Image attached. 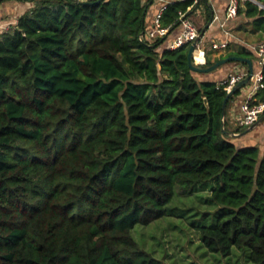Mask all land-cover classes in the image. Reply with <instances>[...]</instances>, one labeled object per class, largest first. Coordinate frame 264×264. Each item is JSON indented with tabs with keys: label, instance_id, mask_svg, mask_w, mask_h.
I'll use <instances>...</instances> for the list:
<instances>
[{
	"label": "trees",
	"instance_id": "obj_1",
	"mask_svg": "<svg viewBox=\"0 0 264 264\" xmlns=\"http://www.w3.org/2000/svg\"><path fill=\"white\" fill-rule=\"evenodd\" d=\"M17 1L33 6L0 34V264H166L134 228L210 181L202 218L215 204L230 211L196 226L203 245L223 256L246 250L264 264V151L227 138L228 91L209 79L231 63L197 73L189 44L170 49L198 10L200 33L208 30V1L169 0L160 18L168 34L143 41L161 0ZM239 18L264 42V8L242 1L230 31ZM229 56L258 69L245 46L204 67ZM255 99L264 102V87Z\"/></svg>",
	"mask_w": 264,
	"mask_h": 264
},
{
	"label": "rangeland",
	"instance_id": "obj_2",
	"mask_svg": "<svg viewBox=\"0 0 264 264\" xmlns=\"http://www.w3.org/2000/svg\"><path fill=\"white\" fill-rule=\"evenodd\" d=\"M221 4H224V0H221ZM190 19L199 30L205 26L203 10H198V12L192 14ZM244 26L245 24L241 27ZM244 32L245 34L241 35L243 43H250L251 45L253 42H261L250 30H245ZM207 48L209 50L211 46H207ZM211 53V51H208V57H211ZM229 65H233V63ZM237 65L240 66L242 64ZM244 88L252 90V83H249ZM242 93L243 91L240 95L234 97L230 104V109L235 105L236 110H240L247 100ZM246 134L250 137L249 132ZM226 136L229 140L240 145L237 142L239 138L232 136L228 132ZM215 186L216 181H210L197 184L186 192L187 195H182L179 191L180 193L167 207L168 214L165 217L149 226L137 225L133 230V234L142 248L166 264H253L249 260L248 251L246 250L234 247L230 256H223L207 251L202 243L201 235L197 231L196 226L212 224L216 211H230L229 207L215 204V210L210 212L211 215L208 218H202L204 213L211 210L208 205H205V202L211 200L210 192Z\"/></svg>",
	"mask_w": 264,
	"mask_h": 264
},
{
	"label": "built area",
	"instance_id": "obj_3",
	"mask_svg": "<svg viewBox=\"0 0 264 264\" xmlns=\"http://www.w3.org/2000/svg\"><path fill=\"white\" fill-rule=\"evenodd\" d=\"M163 5L159 10V13L155 16L152 25L146 29L145 33L141 36L143 41L146 37L150 39L165 37L169 29L164 28L161 25L160 18L162 12L167 8L169 0H161ZM242 1L245 0H228V5L225 11V18L220 19L219 16L215 15L213 23H218L219 28L225 33L227 38L223 41H212L211 49L214 51L226 50L230 45V38L232 37L231 32L228 29V23L235 20L238 16V10L241 6ZM199 2V0H195ZM191 9V8H190ZM11 26L5 28V31L9 30ZM4 31V32H5ZM200 36V30L191 19H183L181 23V31L179 35L171 42L170 49H177L186 44H193ZM251 50L256 54L258 61V69L255 70L250 83H252V95L242 105L241 111V122L240 125L243 128H250L264 115V102H256V92L264 87L263 83V72L264 67V42L252 46ZM208 49L200 41L193 53V62L197 66L204 67L207 64ZM248 74V71L242 70L240 67L235 68L227 80L220 82L221 85H225L227 91L231 90L238 82L244 79Z\"/></svg>",
	"mask_w": 264,
	"mask_h": 264
},
{
	"label": "crops",
	"instance_id": "obj_4",
	"mask_svg": "<svg viewBox=\"0 0 264 264\" xmlns=\"http://www.w3.org/2000/svg\"><path fill=\"white\" fill-rule=\"evenodd\" d=\"M208 3L212 6L214 11V16L217 15L221 20L225 18V11L228 5V0H224V4H221V0H207ZM31 3H25L17 0H5L0 2V34L5 31V28L8 26L15 25L17 23L18 18L23 15L28 9L32 8ZM162 6V3H156L152 5L148 11V27H150L153 23L155 16L159 13V10ZM236 27L234 30H229L231 32L232 37L230 38V45L226 50L223 51H213L211 48L208 51H211L212 59L218 58L221 55H226L230 51L238 50L241 46L247 47L251 50L252 46L258 45L259 43H243L241 35L245 34V30H251V25L249 20L243 21L242 19H237L235 21ZM243 24H245L244 27ZM230 25V23H228ZM179 34V33H178ZM259 38L258 34H254ZM177 36V35H176ZM227 38L225 33L219 28L218 23H213L209 25L208 30L205 32L204 37L202 38V43L206 46H210L212 41H223ZM260 39V38H259ZM247 42V41H246ZM262 43V42H261ZM208 49V48H207ZM253 51V50H252ZM241 68L242 70L248 71V67L238 66L237 64L227 65L221 68L220 70L212 73L209 77L211 80L223 82L227 80L231 72L235 68ZM255 69L257 70V66L255 65ZM242 95L248 99L252 95V91L249 88L242 89ZM235 104V103H234ZM241 116L242 111L241 108L239 111L236 110L235 105L230 109H228L226 115L227 122V132L232 136L239 138L237 142L242 145H257L260 147L262 151H264V121L258 124L256 127L248 131L250 133V137L244 132H237L238 128L241 127ZM246 132V131H245ZM245 137V138H243ZM247 139V140H245Z\"/></svg>",
	"mask_w": 264,
	"mask_h": 264
},
{
	"label": "water",
	"instance_id": "obj_5",
	"mask_svg": "<svg viewBox=\"0 0 264 264\" xmlns=\"http://www.w3.org/2000/svg\"><path fill=\"white\" fill-rule=\"evenodd\" d=\"M104 0H97L96 2L90 1V0H77V3L82 4V5H91L94 3H101ZM153 1V0H152ZM253 2H255L256 4L260 5L262 8H264V5L257 2L256 0H252ZM206 32V29L203 30V32L200 33L199 38L190 45L189 48V54H188V59H189V65L190 68L197 73H212L214 71H216L218 68L232 63V62H237V63H243V64H247L248 66V74L247 76L242 79L240 82H238L231 90L228 91L227 97L225 98L224 102H223V131L226 132L225 130V121H226V115H227V108H228V103L230 101V99L235 96V94L242 90L245 86H247L250 83V80L255 72V67H254V63L250 58H244L241 56H229L226 58H223L219 61H217L216 63H214L213 65L209 66V67H200L197 66L196 64H194L193 62V53L194 50L196 48V45L202 40V38L204 37V34ZM264 121V115L258 120V122H256L253 126H251L250 128H248V130L245 133H247L248 131H250L251 129H253L254 127H256L258 124L262 123ZM227 133V132H226Z\"/></svg>",
	"mask_w": 264,
	"mask_h": 264
}]
</instances>
